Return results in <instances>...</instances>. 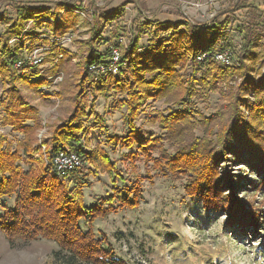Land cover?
Segmentation results:
<instances>
[{
  "label": "trees",
  "instance_id": "obj_1",
  "mask_svg": "<svg viewBox=\"0 0 264 264\" xmlns=\"http://www.w3.org/2000/svg\"><path fill=\"white\" fill-rule=\"evenodd\" d=\"M240 8H243L241 2L218 13L203 26L187 22L155 24L154 36L166 35L157 37L155 43L151 41L147 47H139L136 40L122 49L117 75L95 76L89 72L90 67L108 58L107 53L102 54L95 47L97 40L103 39L101 33L94 31L79 87L84 88L90 83L94 99L95 95L107 94L110 89L122 96L118 107L125 109L123 120L129 132L121 138L105 137L109 144L128 150L137 146L136 153L123 158L130 163L156 148V139L151 135L144 139L133 125L139 108L149 99L167 102V114L160 113L159 122L172 152L161 151L157 159H152L153 166H159L164 175L177 174L186 178V195L190 199L198 198L205 210H222L232 223L237 222L240 230H254L262 222L261 214L252 208L247 212L243 202L235 198L239 183L230 180L227 170L228 163L247 165L257 176L255 182L249 183L254 189H264V74L256 72L254 66L255 49L260 47V31L254 23L247 25L242 30L237 53H233L225 31L229 25L227 13ZM15 14L16 20L0 34V80L5 93L1 107L5 114L4 124L12 127L14 132L25 134V140L13 150L0 136V199L15 196L13 209L3 207L0 232L11 242L37 239L54 242L58 252L66 256V264H128L117 259L105 238L97 239L89 227L96 218L112 212L115 201L119 202L120 208H136L140 189L134 181L129 185L124 181L116 187L122 179L116 164H110L107 156L86 150L88 133L83 125L81 105L74 101L71 113L51 127L50 137L42 140L41 146L34 143L36 127L25 125L36 115L37 109L25 101L17 84H31L36 90L46 84V79L32 75L33 69L27 66L20 71L13 69L24 43L12 48L8 45L9 39L19 36L28 22H32L33 27L50 26L52 34L59 29H62L59 34H64L73 24L62 27V22L57 21L50 25L48 20L55 19V15L43 7L18 5ZM221 16L224 19L221 20ZM24 37L26 40L32 38L29 32H25ZM56 50L51 47V53ZM225 50L230 52L231 59L235 56L230 66L217 63L213 57L215 52ZM60 52L66 55L64 50ZM235 78L240 83L233 87L231 83ZM218 84L227 87V93H223L226 104L219 106L215 116L200 117L193 99L204 98L215 91L222 95ZM82 91L80 97L86 92L85 89ZM194 128L201 129L202 137L193 134L187 138ZM69 151L79 154L83 163L109 164L106 172L115 184V191L104 200L85 205L82 195L85 182L80 178V170L57 175L53 169V157ZM81 223L86 230L81 229Z\"/></svg>",
  "mask_w": 264,
  "mask_h": 264
},
{
  "label": "rangeland",
  "instance_id": "obj_2",
  "mask_svg": "<svg viewBox=\"0 0 264 264\" xmlns=\"http://www.w3.org/2000/svg\"><path fill=\"white\" fill-rule=\"evenodd\" d=\"M214 3L208 0H0V34L16 20L15 8L18 5L50 9L54 18L59 17L62 27L73 24L65 33L71 34V43L57 47L55 53L46 52L48 45L52 44L49 40L50 26L39 24L33 27L30 22L25 26L29 27L26 31L32 38L24 40V43L29 41L25 49L28 53H17L18 60L29 61V52L33 47L44 48L45 51L41 53L42 64L31 68L33 71L30 72L45 78L46 84L40 88L49 91H41L40 88L34 90L31 84H17L25 101L37 109L36 115L27 120L25 125L36 127L34 143L41 146L42 140L50 137L51 127L71 113L74 101L81 105L82 121L88 133L86 150L107 156L110 164H116V171L122 178L116 187H120L121 182L125 181L129 185L134 181L140 189V200L136 208H120L119 202L115 201L112 212L96 218L89 227L97 239L105 238L117 259L128 264H264V189H254L249 183L255 182L257 176L247 165L241 162L228 163L227 170L230 180L239 183L235 198L243 202L247 212L252 208L261 214L262 222L254 230H240L237 222L232 223L222 210H205L198 198L190 199L186 195V178L178 177L177 174L164 175L159 166H153L152 159H157L161 151L172 152L159 122V114H167V102L149 99L139 108L133 125L144 139H148L149 135L156 139V148H151L148 155H140L130 163L123 158L136 153L137 146L128 150L109 144L105 137L111 135L121 138L129 132L123 120L125 109L120 110L118 107L122 96L110 89L107 94L95 95L94 99L90 83H87L84 88L81 87L86 92L80 97L84 91L79 87V79L94 31L101 33L103 39L97 40L95 44L98 51L109 56L110 48L115 46L119 47L121 55L122 49L136 40L139 47H147L151 41L155 43V39L164 34L154 36L155 24L168 16L179 22L191 20L196 24H207L221 10L219 0L213 6ZM193 5H198L194 6L199 7L198 11L190 8ZM228 21L225 31L231 40L233 53L239 50L242 30L249 24H256L261 38L258 41L260 47L255 49L254 66L256 72L264 74V10H241L230 15ZM61 30L57 31L56 36H60ZM41 35L48 38H41ZM119 37L123 39L121 43ZM61 50L66 51V55L61 54ZM15 63L13 69L20 71L22 68H17ZM89 72L94 74L91 67ZM190 72L191 64L188 66V74ZM238 83L240 80L235 78L231 86L236 87ZM217 87L222 95L215 91L204 98L193 99L200 117L208 119L215 116L219 106L226 104L227 99L223 93H227V87L221 84ZM3 90L0 80V136L4 138V144L11 145L15 150L25 140V134L14 132L12 127L4 124L5 114L1 107L5 99ZM193 134L202 137L199 128H194L187 138ZM41 150L45 148L41 147ZM22 168L25 169L24 166ZM108 168L109 164H83L79 173L85 182L82 188L85 205L104 200L115 191V184L106 172ZM14 202V195L0 199V215L3 207L13 209ZM81 229L86 230L83 223ZM58 251L57 245L48 240L11 242L0 232V264H66V256Z\"/></svg>",
  "mask_w": 264,
  "mask_h": 264
},
{
  "label": "built area",
  "instance_id": "obj_3",
  "mask_svg": "<svg viewBox=\"0 0 264 264\" xmlns=\"http://www.w3.org/2000/svg\"><path fill=\"white\" fill-rule=\"evenodd\" d=\"M193 6H196V5H193ZM48 21L50 22V25H53L57 21H59V17L55 19H49ZM28 28L22 31L19 36L11 37L8 42V44H10L9 46L13 48V46L16 47V45L24 43V40L27 39V37H24V33L28 32L26 31ZM41 36H42L41 38H48L46 35H41ZM49 40L51 41L52 44L48 45V49L46 52L51 53V47H54L57 49V47H64L70 44L72 40V36L71 34H65V33L63 35L60 34V36H56V34L51 33ZM122 40H123L122 37H119L118 39L119 43H121ZM28 44H29L28 41L24 43L25 48L22 49L21 53H28L25 50ZM43 51H45V49L42 47H39V46L33 47V49L30 50L29 52L31 53V55L28 58L29 61L27 60L23 61L22 59L16 61L15 64L17 68H22L23 66H27L29 68L40 66L43 62V57L41 56V53H43ZM109 53L110 54L104 63L91 67V70H93L96 75H103V74L117 75L118 74L119 58H120L118 48L115 46L111 47ZM213 57L216 60V62H218L219 64L223 66L232 65L231 54L228 50L221 51V52H215ZM40 89L41 91H45L49 93V91L44 89V87ZM52 163H53V169L57 175L64 174V173H71V172L80 170L82 169L83 164H84L81 159V156L73 151L57 153L53 157Z\"/></svg>",
  "mask_w": 264,
  "mask_h": 264
},
{
  "label": "crops",
  "instance_id": "obj_4",
  "mask_svg": "<svg viewBox=\"0 0 264 264\" xmlns=\"http://www.w3.org/2000/svg\"><path fill=\"white\" fill-rule=\"evenodd\" d=\"M208 1H211L212 3L215 2L213 4V6L217 4L216 3L217 0H208ZM230 1H232V2H230ZM219 2H220L219 4L221 5L219 9H221V10L218 11L217 13H215V16L218 13H222V12H226V11L230 10L232 7H234L236 4H238L240 2L243 4V8H240L239 10L234 11V12H231V13L230 12L227 13V17L228 18H229L230 15L236 14L237 12H239L241 10H247L248 11L251 8H256V9H259V10H264V0H219ZM162 4L163 3H161V5ZM170 5L172 7L173 4L170 3ZM196 6H198V5H196ZM165 7H167V6L165 5ZM195 7L193 6V7H190V8L193 9L194 11H198L199 7H197V8H195ZM181 9H185V8H181ZM159 15H161V14H159ZM161 17L162 16L159 17V20H160ZM222 19H224V16H221V20ZM165 22L166 23H172V24L180 23L179 21H176L175 18L170 17V16H168L167 19H163L162 21H159L158 23H165ZM184 22H187V23H189L191 25H196V26H203V25H205V22L204 23H201V24L200 23L199 24L193 23L191 20L190 21H184Z\"/></svg>",
  "mask_w": 264,
  "mask_h": 264
}]
</instances>
